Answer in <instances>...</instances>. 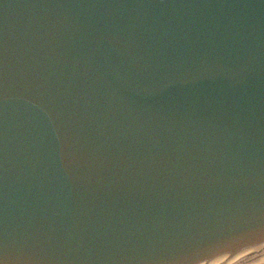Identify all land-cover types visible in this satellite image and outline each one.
Returning a JSON list of instances; mask_svg holds the SVG:
<instances>
[{
  "label": "water",
  "instance_id": "obj_1",
  "mask_svg": "<svg viewBox=\"0 0 264 264\" xmlns=\"http://www.w3.org/2000/svg\"><path fill=\"white\" fill-rule=\"evenodd\" d=\"M0 264H264V0H0Z\"/></svg>",
  "mask_w": 264,
  "mask_h": 264
}]
</instances>
